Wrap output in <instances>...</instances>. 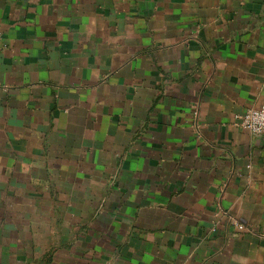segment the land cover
<instances>
[{
  "label": "crops",
  "instance_id": "1",
  "mask_svg": "<svg viewBox=\"0 0 264 264\" xmlns=\"http://www.w3.org/2000/svg\"><path fill=\"white\" fill-rule=\"evenodd\" d=\"M262 106L264 0H0V264H264Z\"/></svg>",
  "mask_w": 264,
  "mask_h": 264
},
{
  "label": "built area",
  "instance_id": "2",
  "mask_svg": "<svg viewBox=\"0 0 264 264\" xmlns=\"http://www.w3.org/2000/svg\"><path fill=\"white\" fill-rule=\"evenodd\" d=\"M240 126L250 134L264 137V106L246 110L240 117ZM240 231H244L243 225H238Z\"/></svg>",
  "mask_w": 264,
  "mask_h": 264
}]
</instances>
